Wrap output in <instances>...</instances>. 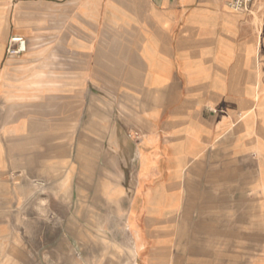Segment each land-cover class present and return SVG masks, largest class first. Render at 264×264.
<instances>
[{
	"label": "crops",
	"instance_id": "crops-1",
	"mask_svg": "<svg viewBox=\"0 0 264 264\" xmlns=\"http://www.w3.org/2000/svg\"><path fill=\"white\" fill-rule=\"evenodd\" d=\"M13 1L0 0V101L6 91L22 90L33 91V99L21 113L22 101H15L22 96L9 94L14 104L0 120V177H13L22 188L32 184L31 248L37 259L39 250L59 254L71 249L72 239L83 240L85 217L72 213L61 194L46 196L55 204L46 231L38 226V201L41 187L51 190L61 179L64 186L71 169H86V91L92 87L132 95L121 135L135 171L128 208L122 216L114 209L95 215V229L98 223L117 249L132 250L129 264H264V163L252 193L230 178L231 166L242 172L241 162L232 165L231 153L258 152L246 142L248 122L234 131L232 124L251 106L264 107V51L253 34L244 33L248 15L231 11L229 0H106L105 8L90 0L73 7L76 18L70 1L59 8L56 0H16L10 36ZM60 21L61 65L27 71L14 65L25 51L22 26L53 29ZM51 31L45 41L53 40ZM14 36L22 38L15 45L19 53L7 57L6 43ZM256 114L249 122H256L255 135L264 141L263 108ZM115 132L111 169H119ZM221 154L227 160H216ZM0 195V202L14 200L15 206L23 200L22 190ZM237 201L245 203L239 210L233 208ZM14 212L11 229L0 208V248H7V233L22 236V214ZM44 233L46 240L40 238ZM231 250L239 257L231 258Z\"/></svg>",
	"mask_w": 264,
	"mask_h": 264
},
{
	"label": "rangeland",
	"instance_id": "rangeland-1",
	"mask_svg": "<svg viewBox=\"0 0 264 264\" xmlns=\"http://www.w3.org/2000/svg\"><path fill=\"white\" fill-rule=\"evenodd\" d=\"M64 0H56L59 8L63 7ZM70 1L71 4V16L78 17V10L73 7H78L79 2H89L90 0H66ZM98 3H103L102 8H105L106 0H97ZM16 0L13 1L10 9L8 10V20H9V35H14V15ZM75 5V6H73ZM74 9V10H73ZM106 11V10H105ZM101 11L102 15L106 12ZM89 12V11H88ZM99 12V11H98ZM93 13V11H92ZM245 17L243 28L245 34H253L257 41L260 43V50L264 51V0H253L250 6V13ZM30 23V22H26ZM23 30L25 51L22 52L21 60L15 61L14 65L23 67L24 71L34 67L36 65H51L59 66L61 65V57H58L59 51L63 48L62 38V22L53 27L42 26L35 28V26L24 25L21 27ZM54 33V38L52 41L47 40L48 33ZM41 34L39 40H35L36 35ZM22 40L19 36L11 37L6 43V56L13 55L15 52L19 53L17 45ZM36 51H40L38 57H34L33 54ZM46 55H54L53 57ZM45 56V57H44ZM23 71V72H24ZM25 76V74H24ZM35 92V91H34ZM7 97L0 101V120L2 119L6 107L8 105L14 104V100L10 99L9 94H19L22 99H17L15 102L22 101V104L18 106L21 113L29 111L31 100L30 90L22 91H6ZM132 95H128L125 92H116L110 89H97L88 87L86 91V114H87V148L85 157L86 169H71L69 184L62 186V180L58 183L53 184L51 190H46L47 186L41 187L40 200L38 201L39 215L43 220L39 219V227L42 226L44 231H46V226L51 225L50 213H48L49 208L53 210L55 204L53 202H47V194L55 195L61 194L66 200L65 202L70 204L68 208L72 213L73 211L80 212L84 215V220H86V229L82 234L83 240L81 243L76 242L72 239L71 249L65 250L63 253L57 254L53 250H39V258L37 259V252L35 249L31 248L32 235H31V193L32 184L30 181L23 185V188L19 183L13 179L10 182H6L0 177V194L1 193H18V191H23V200H18L15 206L14 200L5 202H0V208L6 209L7 217L3 218L8 227L14 228L16 219L14 217L15 210L22 214V218H17V225H22L23 233H7L5 240L6 249L0 248V264H32V258H35L34 264H129L131 259L134 260L135 256L132 250L127 247L116 248V244H112L110 235L100 233V225L97 223V229H95V215L103 213L107 215L112 209L118 211V215H125L128 208V199L132 195L133 182L135 177V171L131 168L133 153L131 148L127 146V138L121 137L123 134V123H125L127 110L133 108L129 106ZM10 103V104H9ZM16 104V103H15ZM137 109L138 107L135 106ZM264 110V107H262ZM261 107L251 106L249 111H247L246 116L238 119L237 122L232 124V130H237L238 127H244L246 124L247 137L246 142L251 146L253 152L257 150V153L237 155L231 153L232 165L241 162V171L237 167H232L230 170V178L232 184H244L246 185L247 193H252L255 187H253V182L256 178L260 176V166L264 163V146L260 151V144H264V141L255 135L256 122L250 121L249 119H255L257 110L259 114L262 112ZM256 109V110H255ZM246 117V118H245ZM1 122V121H0ZM96 130V132H95ZM119 131V169H111V166H116L111 158V134L112 131ZM116 134V132H115ZM257 134V133H256ZM97 135V136H93ZM234 134L232 133L231 140L233 142ZM250 135V136H249ZM78 155H74L77 157ZM82 156V155H81ZM226 156V155H225ZM80 157V156H79ZM227 160V157H220L216 160ZM114 161V159H113ZM240 172V173H239ZM242 174V175H240ZM236 179V180H234ZM241 179V181H239ZM10 183V184H8ZM252 183V185H251ZM41 184V183H40ZM110 189L118 190L119 194H111ZM15 190V191H14ZM111 195V196H110ZM1 196V195H0ZM41 198L45 199L42 200ZM35 211L37 208L36 202ZM233 204V203H232ZM244 202L237 201L234 203L233 208L239 210V206H244ZM110 219L104 218L103 227H107L110 223ZM2 221V219H1ZM36 226V225H35ZM104 230V228H103ZM97 231V234H96ZM4 236V235H3ZM47 239V234L44 233L40 238ZM73 235H71V238ZM36 238V237H35ZM22 242V244H21ZM71 242V241H70ZM17 245V246H16ZM4 246V245H3ZM80 246V248H79ZM231 258H238L239 251L231 250L229 251ZM215 256H222V251H215ZM250 253L248 251L249 258ZM49 260H48V258ZM64 261V263H61Z\"/></svg>",
	"mask_w": 264,
	"mask_h": 264
},
{
	"label": "built area",
	"instance_id": "built-area-1",
	"mask_svg": "<svg viewBox=\"0 0 264 264\" xmlns=\"http://www.w3.org/2000/svg\"><path fill=\"white\" fill-rule=\"evenodd\" d=\"M253 0H229L227 7L235 13H250V6Z\"/></svg>",
	"mask_w": 264,
	"mask_h": 264
}]
</instances>
